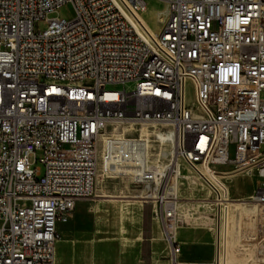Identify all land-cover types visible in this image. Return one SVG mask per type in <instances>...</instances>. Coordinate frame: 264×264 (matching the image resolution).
Segmentation results:
<instances>
[{"label":"built area","instance_id":"2783aa9c","mask_svg":"<svg viewBox=\"0 0 264 264\" xmlns=\"http://www.w3.org/2000/svg\"><path fill=\"white\" fill-rule=\"evenodd\" d=\"M158 1L167 15L154 32L145 0H0V264H56L58 226L94 196L100 147L105 163L133 164L129 175L103 173L128 177L157 209L170 264H221L217 225L215 258L179 259L175 169L144 158L168 130L176 162L213 192L217 220L228 193L215 167L227 165L255 169L249 200L264 218V0ZM64 5L72 19L47 18ZM119 84L132 89H108ZM118 124L149 125L151 139L115 137L107 126Z\"/></svg>","mask_w":264,"mask_h":264},{"label":"rangeland","instance_id":"374dc122","mask_svg":"<svg viewBox=\"0 0 264 264\" xmlns=\"http://www.w3.org/2000/svg\"><path fill=\"white\" fill-rule=\"evenodd\" d=\"M145 2L147 11L142 18L151 31L158 32L166 19L167 7L158 0ZM57 17L72 19V7L64 5L47 15V18ZM38 29L40 31L46 29V23L40 22ZM108 89L130 91L132 85L119 84L109 86ZM185 100L188 108H195L194 86L189 81L185 84ZM113 128L117 129L115 137L135 139L140 134L144 137L148 135L145 127L132 129L118 124ZM153 149L149 158L154 164V161L160 159V153L165 150L171 151L172 146L162 143L160 149L156 145ZM260 152H264V146L260 148ZM172 157L173 155L162 160L161 155L158 163L162 161L169 165L174 159L173 166L179 163L181 171V176L172 180L177 196L183 190L182 198L177 197L180 222L176 227V238L180 229L212 230L217 225V206L213 204L215 200L213 192L185 163L182 161L176 163ZM124 161L119 162L115 159L110 164L105 163L104 150L100 148L94 196L75 210L70 222L65 226V231L60 233L61 240L56 245V264H168L164 227L156 213L157 209L153 204L140 199L142 189L133 185L128 177L109 178L103 173L110 167L111 173L115 176L129 175L133 171L130 168L132 164L126 159L128 164L120 166ZM34 167H39L43 171L42 165L38 162L33 165ZM116 168L118 172L123 168V172L118 173ZM215 171L218 173L217 178L229 190L231 208L238 207L232 222L236 254L230 260V264H264L262 251L264 218L260 206L249 203L256 180H259L258 183L261 182L257 172L255 169H234V165L216 166ZM200 257L209 258L210 253H202Z\"/></svg>","mask_w":264,"mask_h":264},{"label":"bare ground","instance_id":"6f19581e","mask_svg":"<svg viewBox=\"0 0 264 264\" xmlns=\"http://www.w3.org/2000/svg\"><path fill=\"white\" fill-rule=\"evenodd\" d=\"M162 3V2H161ZM164 4V3H163ZM146 14V13H145ZM144 14V15H145ZM143 15V16H144ZM142 16V17H143ZM147 26V25H146ZM149 29V28H148ZM160 31V30H159ZM45 87H52V80H45ZM105 119H107L109 122H116V107H107V109L105 110ZM124 126H129L131 127L132 129L135 128V127H145L146 130H147V134L149 135H146L147 137H144V135H141L138 137V138H135V139H132V140H138V139H141V140H149L151 139V135L153 133V131H151V127L149 125H146V124H122ZM115 127V125H108L107 126V130H110L111 128ZM117 131V129H116ZM115 131V132H116ZM152 132V133H151ZM115 135V133H114ZM125 138V137H123ZM125 139H129V138H125ZM174 138H173V132L172 130H168V132L166 133V135L164 136V144H170L171 146H173L174 144ZM101 148V147H100ZM161 155H162V160L164 159H168L169 157H171L173 155V149H171V151L169 150H165L163 152L160 153V159L154 161V164L156 167L158 168H165L167 167L168 165H165L164 163H162V161L160 163H158L160 160H161ZM150 156V153H148V155L146 156L144 154V158H147L148 160H150L149 158ZM99 159H100V149H99V152H98V172H99ZM124 160L123 158L121 159V161ZM128 160V159H127ZM173 162H174V159H172V163L169 164L171 166H173ZM130 163V162H129ZM153 163V162H152ZM158 163V164H157ZM177 163V162H176ZM125 164H128V162H126V159L124 162H122V165L120 163V166H124ZM131 164V163H130ZM133 165V164H132ZM132 166H130L131 168ZM175 171L173 172V174L169 177L168 179V184H169V189L170 191H172L174 194H176V188L174 186H172V180L173 178H179L181 176V171L179 169V163L176 164V166H173ZM119 168V167H118ZM118 168H116V171L118 172ZM121 168V167H120ZM123 169V168H122ZM121 169V171H119L118 173H122L123 170ZM128 169V168H127ZM126 169V170H127ZM109 170L111 172V169L109 167ZM124 170V171H126ZM131 170V169H130ZM129 171V169H128ZM127 172V171H126ZM131 172V171H129ZM206 172V171H205ZM201 173L203 174V176H205L206 174L204 173V171H201ZM126 174V173H125ZM215 182L217 183H221V181L219 180V178H214ZM97 183V181H96ZM224 185V184H223ZM225 187V186H224ZM96 188V186H95ZM226 188V187H225ZM227 189V188H226ZM227 195L224 194L223 198L220 199L219 201H221L220 204V209L218 208V210H220V218H219V237H220V255H221V264H230V260L235 256L236 254V246L233 244V236H232V222H233V219H234V216L235 214L237 213L238 211V207L232 209L231 208V198H230V193H229V190L227 189ZM119 198V197H117ZM115 199V198H114ZM126 202V201H125ZM241 202V201H240ZM245 203V202H244ZM249 203H254L252 200H249ZM178 205V203H177ZM257 205V204H256ZM234 206V205H233ZM258 206V205H257ZM191 210V209H190ZM194 210V209H193ZM192 215V214H191ZM180 222V220H179ZM179 224V223H178ZM176 236V235H175ZM262 251L264 252V245L262 246ZM261 251V252H262Z\"/></svg>","mask_w":264,"mask_h":264},{"label":"crops","instance_id":"0c3cea01","mask_svg":"<svg viewBox=\"0 0 264 264\" xmlns=\"http://www.w3.org/2000/svg\"><path fill=\"white\" fill-rule=\"evenodd\" d=\"M182 194H183V190L179 192L178 196L180 198H182V196H181ZM83 203H84V201L77 202L75 209H74V212ZM74 212H73V214H74ZM67 224L58 226L59 236H60V233L65 231V226ZM60 240L61 239H59V241ZM217 240H218V238L216 235V228H213L210 231L209 230L204 231V230H182V229H180L178 231V236L176 238V241L180 244V247H181V254L179 255V259L182 261L212 260L213 258H215V255H216L217 242H218ZM57 243H56V245H57ZM206 252L210 253L209 258L200 257V254H202V253L205 254ZM168 264H170L169 260H168Z\"/></svg>","mask_w":264,"mask_h":264},{"label":"water","instance_id":"95a60500","mask_svg":"<svg viewBox=\"0 0 264 264\" xmlns=\"http://www.w3.org/2000/svg\"><path fill=\"white\" fill-rule=\"evenodd\" d=\"M217 229H218V232H219V212H218V220H217Z\"/></svg>","mask_w":264,"mask_h":264}]
</instances>
